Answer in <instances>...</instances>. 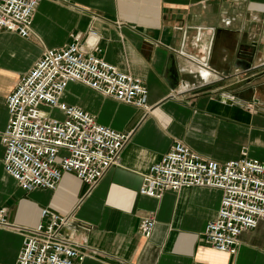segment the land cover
Listing matches in <instances>:
<instances>
[{
  "label": "crops",
  "instance_id": "0c3cea01",
  "mask_svg": "<svg viewBox=\"0 0 264 264\" xmlns=\"http://www.w3.org/2000/svg\"><path fill=\"white\" fill-rule=\"evenodd\" d=\"M90 29L102 58L146 87V109L68 85L61 102L130 134L120 165L94 187L64 174L54 191L26 193L4 172L0 141V264H15L42 209L69 220L64 234L87 254L83 264H264V223L241 234L236 255L204 240L221 191L139 194L143 175L176 142L221 164L243 152L264 163V0H41L28 39L0 33V136L20 78L43 51ZM146 217L155 220L149 239L140 232Z\"/></svg>",
  "mask_w": 264,
  "mask_h": 264
},
{
  "label": "built area",
  "instance_id": "2783aa9c",
  "mask_svg": "<svg viewBox=\"0 0 264 264\" xmlns=\"http://www.w3.org/2000/svg\"><path fill=\"white\" fill-rule=\"evenodd\" d=\"M40 1L0 0V33L28 39ZM99 42L90 29L84 36L71 35L62 49L43 51L6 98L8 119L0 136L3 169L26 193L54 191L64 174L94 187L120 165L130 134L100 125L82 108L61 102L68 85L78 83L118 103L146 109V87L107 63ZM200 76L208 79L210 72L202 70ZM194 187L221 191L217 216L203 237L215 251L236 255L241 234L264 223V163L243 152L221 164L176 142L143 175L139 194L160 199ZM1 214L0 225L6 226ZM68 225L66 217L42 209L39 224L24 234L15 264H83L87 254L64 234ZM154 226L153 217L144 218L141 234L149 239Z\"/></svg>",
  "mask_w": 264,
  "mask_h": 264
},
{
  "label": "water",
  "instance_id": "95a60500",
  "mask_svg": "<svg viewBox=\"0 0 264 264\" xmlns=\"http://www.w3.org/2000/svg\"><path fill=\"white\" fill-rule=\"evenodd\" d=\"M207 89H202V91H206Z\"/></svg>",
  "mask_w": 264,
  "mask_h": 264
}]
</instances>
